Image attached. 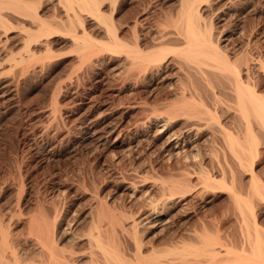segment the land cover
Here are the masks:
<instances>
[{
	"label": "rangeland",
	"instance_id": "374dc122",
	"mask_svg": "<svg viewBox=\"0 0 264 264\" xmlns=\"http://www.w3.org/2000/svg\"><path fill=\"white\" fill-rule=\"evenodd\" d=\"M24 1L34 2L47 22L66 26L67 22L63 26L58 20L62 10L57 0ZM245 1L237 0L227 8L210 1L203 6L202 16L228 54L263 59L264 0H252L248 6L243 5ZM108 3H103L101 11L111 15L118 36L128 42L138 38V32L144 37L167 25L171 29L179 6L177 0ZM254 4L256 10L249 11ZM7 11L1 10L8 30L0 28V221L9 228L11 243L21 248H17L19 252L25 249L29 253L33 248L26 222L38 208L50 218L55 216L60 235L71 236V232L88 230L90 219L99 211V201L126 227L139 220L137 234L142 243L160 252L164 260L184 258L190 263L208 258L193 250L200 239L215 243L223 257L226 249L243 245L244 233L253 232L254 221L264 237V201L253 194L246 167L222 149L219 141L214 144L204 133L197 137V148L185 156L168 158L162 152V139L155 137V127L149 126L147 117L153 108L162 112L161 104L172 100L168 83L154 89L138 83L137 75L124 72L123 53L102 50L96 59L99 63H80L63 33L31 42L30 50L36 56L28 60L25 49L22 51L25 33L19 28L28 22L24 24ZM80 16L84 18L81 27L89 36L106 40L98 19ZM146 16V23L138 27V18ZM134 22L135 29L130 27ZM45 45L51 52H45ZM17 53L23 58L21 63ZM250 76L264 89L260 73L253 71ZM181 122H172V128L179 129ZM223 122L231 126L229 120ZM90 123L98 130L106 124L116 125V131L107 137H91L82 132ZM144 130L149 131L139 135ZM256 142L247 166L252 163L254 175L264 184V132L257 129ZM186 173L190 182L178 192L169 191L171 182ZM205 175L214 176L212 187L200 182ZM233 194L247 198L251 207L246 209ZM152 205L160 218H143ZM216 236L218 239L211 241Z\"/></svg>",
	"mask_w": 264,
	"mask_h": 264
},
{
	"label": "bare ground",
	"instance_id": "6f19581e",
	"mask_svg": "<svg viewBox=\"0 0 264 264\" xmlns=\"http://www.w3.org/2000/svg\"><path fill=\"white\" fill-rule=\"evenodd\" d=\"M116 1L57 0L62 10V17L59 15L58 20L63 21V26L64 21L67 22L64 28H59L57 21H54L57 22L54 25L41 16L34 2L33 5L24 0H0V28L8 30V23L1 12L3 8L25 21L24 24L28 22L29 26L19 27L25 33V48L22 51L25 49L24 57L28 60L36 56L34 50H30L31 42L40 41L42 37L48 39L60 33L67 35L72 42L70 43L74 47H71V50L74 51H70L76 52L80 63L87 62L92 65L96 59H100L99 53L102 50L123 53L127 63L124 72L137 75L138 83L151 89L159 84H169L168 90L173 97L172 100L161 104L162 112H157L158 109L153 108L152 113L149 112L147 117L149 126L155 127V137L162 139L160 148L166 157H178L188 151L191 152V149L197 148L195 147L197 137L206 133L214 144L219 141L218 145L222 149L233 154L240 166L246 167L245 171L250 177L253 194L264 201V184L254 175L252 163L247 166L248 158L256 151V129L264 132V89H260L261 86L257 85V82H255L257 84L253 83L252 75L250 76L251 72L256 71L263 76V80L259 81L264 83V58L256 57L257 55L256 58L253 57L254 55L252 57L243 55L242 58L238 54L234 56L228 54L219 45V38L214 36L211 23H206L202 16L203 6L210 1L217 5L220 3V6L227 8L237 0H177L179 6L176 17L170 18L171 29L167 25L168 30L161 27L144 37L138 32V38L129 42L118 36L111 15L107 16L101 11L103 3L109 2L110 5H115ZM251 1L246 0L243 5L248 6ZM256 7L254 4L249 11L256 10ZM80 14H85L93 20L98 19L104 26V31L100 30L106 35V40L103 38L102 41H97L94 36L96 40L89 36L82 28L84 24ZM146 18L147 16L138 18V27L146 23L143 22ZM135 25L134 22L130 27L135 29ZM49 45L44 46L45 52L50 50ZM17 54L20 58L16 55L14 59L17 58V62L20 60L21 63L23 58L20 53ZM25 58L24 61L27 60ZM178 120H182L181 126L177 127L179 129H173L172 122ZM227 120L231 122V126L223 122ZM115 131L116 125L106 124L98 130L90 123L85 125L82 132L91 137L96 135L95 137L101 138ZM145 131L149 130H144L139 135H145ZM124 139L119 143L122 144ZM213 177L205 175L200 182L204 187H212L215 182ZM190 179L187 173L181 175L179 180L171 182L169 191L178 192L190 182ZM182 196L183 199L184 195ZM233 197L246 209L251 207L247 198H241L237 194H233ZM97 206L99 211L95 218L90 219L88 230L79 232L80 234L78 232L74 234L76 232L72 233L71 230L72 235L69 234L71 236H68V233L65 235L69 229L64 232L65 236L60 235L62 231L60 230V233L57 231L59 226L55 216L50 218L42 208H38L37 212L27 217L26 232L33 246L27 251L29 253H26L25 249H23L25 253L17 250L18 247L11 243L12 234L9 236V228L7 229L6 225L4 227L0 221V264H264V237L255 221L253 232L247 230L244 233L248 247H245L243 241V245L234 250L226 249L224 251L226 255L223 253L222 257L221 250L214 246L215 243L200 239L193 250L198 255H205L208 258L188 263L184 258L179 261L164 260L161 253L153 247L147 248L137 234V225L141 223L139 220L138 223L136 220L130 221L126 227L118 217H114V214L105 208L102 202L99 201ZM152 206L143 218L150 217L154 220L160 218L159 210ZM25 238L28 240V237ZM215 238L217 236L212 237L211 241H215ZM18 249L21 250L20 247ZM183 250L186 252L187 247L183 246ZM228 254L232 256L225 257Z\"/></svg>",
	"mask_w": 264,
	"mask_h": 264
}]
</instances>
